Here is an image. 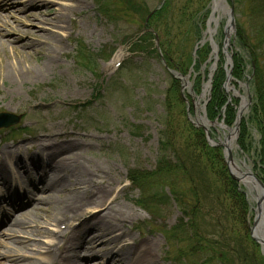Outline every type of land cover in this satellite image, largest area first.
<instances>
[{"label": "rangeland", "instance_id": "1", "mask_svg": "<svg viewBox=\"0 0 264 264\" xmlns=\"http://www.w3.org/2000/svg\"><path fill=\"white\" fill-rule=\"evenodd\" d=\"M4 1L5 4L16 2L12 5L14 7L5 8L1 13L9 15L10 24L18 28L23 26L17 25L16 18L41 11L51 13L56 10L53 7H58L59 2L65 8L63 24L54 29L59 35L57 37L45 35L41 28L50 27L40 25L38 21L25 27L33 31L30 36L21 39L17 33L2 36L3 40L17 39L15 43L8 44L6 50L0 47V113L20 116L21 122L15 127L0 129V152L5 148L14 150L12 162L5 161L8 158L5 157L4 160L0 153V242L10 240L5 234L9 232L12 221L19 215L30 212L39 215V223L28 228L35 236H32L33 239L27 235L17 238L24 245H40L37 250L28 251V259L38 264H47L50 255L60 253V245L64 249L62 255L66 254L69 258L64 264H123L115 262L112 256L124 242L132 247L136 243L131 254L139 253L134 255V261L140 255L138 246H142L144 250L150 245L153 252L150 262H156L153 264H228L222 261L220 248L213 247L210 243L193 246L196 244L188 241V225L191 222H188L183 212L190 206L188 211L192 215L194 202L198 203L201 210L196 216L193 215L196 217L197 230L203 235L213 233L214 230L210 227L214 221L210 220L208 210L217 208V201L206 197L201 181L198 180L200 176L196 173L191 175L195 185L190 188L195 190L197 197L193 194L187 197L188 193L183 188L187 197L184 199L186 207L183 203L178 205L175 202L169 186L162 187L160 182L155 181L147 191H150L149 195L156 199L158 205L156 208L153 206L146 209L139 205V201L145 196L129 180V175L131 170H156L162 156L160 132L163 130V120L171 123L175 134L174 148L180 150L178 155L184 158L186 141L192 136L185 130L191 123L187 116L186 100L191 106L192 122L201 123L198 117L203 115L204 103L210 95V89H206L209 82L206 76L212 73L215 76L220 68L225 71L223 87L229 103L236 105V110L245 106L242 120L248 126V147L246 151L242 150L238 144L239 134L229 133L225 128L208 123L211 139L218 144L229 137L233 162L244 172L250 169L253 173H260L255 161L261 151L264 133L259 129L255 118L256 105L261 98L259 78L264 76V17L252 11L251 0H224V7L216 15L218 23L213 35V41L219 49L217 59L214 60L211 47L199 72L194 71V62L189 64L188 61L190 56L195 61L196 46L203 38L208 40L209 37L207 34L198 37L193 25L194 19L201 15L198 0L193 7L196 16L177 24L178 29L173 30L168 38L174 39L173 57L176 60L186 57L187 60L188 72L184 74V82L179 83L180 94L172 85L171 75L154 53H130L132 43L140 35L145 20L142 21L143 15L138 10L131 9L125 0H50L53 6L34 0V6H28L27 3L26 8H23V4L27 0L2 2ZM146 1L150 9L158 8L161 2ZM181 2L183 0H178V5ZM212 5L213 0L207 7L210 12ZM16 8L22 10L15 12ZM103 8L107 11L104 12ZM230 9L234 11L235 25L234 30H231L227 54H223ZM212 27L214 29L216 25L213 24ZM26 43L31 44L24 47ZM153 44L155 46V41ZM206 44L208 42L200 46V49ZM48 46L53 48L54 60L52 59L51 65L47 63L45 55ZM119 51L123 53V58L115 67L112 62ZM236 63L240 64L239 70ZM120 65L123 66L121 70ZM213 65L216 67L214 71ZM14 67L21 70L23 79L16 78V74H6V70L13 71ZM228 71H231V80L226 88ZM198 75L202 76V82L196 87ZM183 83H186L184 88ZM260 103L262 104L261 100ZM217 121L222 122L220 119ZM60 146L65 149H58ZM47 147L53 159L45 155L48 154L47 151H42ZM215 149L216 152L211 153L210 157L201 153L198 148L194 151L197 156H203L202 167L213 189L216 191L217 187L222 190L224 210L233 213L225 222L222 218L221 221L229 233L232 231L235 237L248 241L244 246L245 253L249 257L255 253L259 259L261 256L263 259L258 264H264L261 245H252L250 241L255 213L252 211V214L249 212L242 215L237 210L238 202L235 203L229 194L224 193L220 183L222 181L216 172L221 168L220 157H223V166H226L225 152L222 147ZM16 151L19 157L15 156ZM163 156L171 159L174 156L171 148L163 152ZM35 158L38 162H35ZM50 159L64 163L68 176L56 182L55 188L43 189L44 182H49L52 175L43 177V182L38 164L45 168ZM13 174L16 180L12 178ZM75 180L86 182L88 190L76 194ZM53 193V206L68 205L67 209H62V213L68 212L72 226L77 227L84 222V227L89 232L87 243L80 244L77 248L72 242L77 229L69 228L66 221L60 222L58 227L50 221L49 209L46 208L49 205L47 199ZM254 196L252 193L247 198L250 206L255 207ZM14 198L19 199L15 209L12 206L16 203ZM75 213L82 216L78 220H72ZM215 215L212 216L214 220L218 219ZM239 216L240 220H247L249 236L243 231L242 223H237ZM30 218L33 219V215ZM60 218L62 217L58 216L57 219ZM116 224L119 227L116 228ZM182 224L186 225L182 228L184 235L179 230ZM99 228H110L118 243L111 247L98 245L89 255L84 247H88L92 238L100 236ZM43 230L50 232L49 235L36 236L37 232ZM120 234L124 238L118 237ZM22 253L17 252L19 255ZM0 263L8 264L6 259H0ZM242 264L254 263L243 261Z\"/></svg>", "mask_w": 264, "mask_h": 264}, {"label": "trees", "instance_id": "2", "mask_svg": "<svg viewBox=\"0 0 264 264\" xmlns=\"http://www.w3.org/2000/svg\"><path fill=\"white\" fill-rule=\"evenodd\" d=\"M125 1L131 9H136L143 15L141 18L142 21L145 20L144 23L146 22V19L150 16L148 24H144L143 28L141 29L140 35L137 36L138 38L136 37L137 39L134 43H132L130 53H154V55L160 58L163 67L167 70L168 73L170 71H175L182 75L186 74V72H188L186 68V57L185 59L181 60L180 58H177L176 60L173 57L174 39H169L168 37L171 35V32L173 30L178 29L176 27L177 24H181L187 20H191L196 16L193 10L194 5L196 4V0H183V2L179 3V5L177 3L178 0H161L160 4L158 5V8L154 9H150L148 7L146 0ZM198 1V4H200L201 15L198 19H194L193 25L197 36L202 37L203 31L206 29L207 18L210 14V11L209 9H207V7L211 3V0ZM251 4L252 11L254 13H257V15L264 17V0H251ZM103 11L105 12L107 10L103 8ZM147 29H152L153 32L148 31ZM155 34L159 37V40L161 39V53L156 48H153L155 47L153 44V41H155L156 39ZM210 52L211 47L209 46V44H206L202 49H199L197 51V59L195 60V65L193 66L195 72H199L201 70L202 65L207 59V55H209ZM188 61L189 64H192L194 62L193 57L190 56ZM236 66L237 70H239L240 64L236 63ZM224 75V68H220V70L214 76L211 99L207 105V117L211 121L220 117V120L224 119L225 124L232 126L236 120L237 110L236 105L228 103V97L223 87V81L225 78ZM201 79L202 76L198 75V77L196 78V87H199L201 85ZM179 83L180 82L177 79L172 77V85L174 88L177 89L178 93L180 94ZM180 96L179 99L182 101V97ZM259 96L261 98L258 100L256 105L257 114L255 120L258 124L259 129H261V131L264 133V118L262 117V115H264V76L262 75L259 78ZM260 100L263 105L260 103ZM161 124L163 126V130L160 132V151L162 152V156L158 160L156 170L149 172L145 170L141 172H135L131 170L129 175V180L138 190L141 191L142 195L145 196L141 198V201H139V205L143 206L146 209L148 207L152 208L153 206L155 208L157 207L158 202L155 198H153L152 195H149L150 191L147 190H149V188L153 186L155 181H158L161 183L162 187H170L171 196L172 198H174L175 202L178 205L183 203V205L186 207L187 204L184 201L185 198H187L191 194H193L194 197H197V193L195 192V190L193 188H190L191 185H195V181H193L191 175L193 173H196L198 176H200L198 177V180L201 181L200 183L202 185L203 190L206 192V197L211 198L210 200H216L218 206H216L217 208H211L210 210H208V216L210 217V220L214 221L213 224H210V227L214 228V230L213 233H207L205 235H203L202 232H199L197 230V225L195 224L196 217H193V215L196 216L198 213L201 212V210H199L198 208L199 206H197L198 203H193V206L191 208L193 212L192 215H190L188 211L190 209V206H187L188 209L184 210L183 215L185 218H188V222H191V224L188 225V229L190 230V239L188 241L191 244H196L193 246L210 243V245H212L213 247L220 248L222 250L221 253L223 254V257L221 259L222 261L228 264H242L243 261H250L254 264H258L260 262V259H263L261 256L259 259L254 253L253 256L249 257V255H247V253H245L244 251L245 243H247L248 241L244 240L245 238L243 239L241 237H235L234 235H232V231H230L229 233L224 228L223 221L227 220L231 215H233V213H231V211L226 212L224 210V206L222 205L223 201L221 200L222 190L218 189L217 187L216 191L213 189L212 184L206 176L205 169L202 167V164H204L202 159L203 156H197L194 151L196 148H198L201 153L208 154V157L211 156V153L216 152V149L208 144L203 130L195 127L194 125H192V123L185 127V130L192 136L188 137V140L186 141L187 144L185 146L186 152L184 150V159L183 157L178 155V151L180 150L177 151L174 148L175 140H173V137H175V134L173 132L171 123L169 121L163 120ZM247 133V123L246 121L242 120L238 144L240 145L243 151H246L248 147L246 143ZM169 148H171L172 154L174 155L171 159H169L167 156H163V152H165ZM214 156L215 154L212 155V157ZM257 158L258 159L255 162L257 163V169L260 170L258 176L264 183V137L262 141L261 151L259 152ZM222 159L223 157L219 158V161L221 160L219 162L221 168L219 167V170L216 172V174L218 177H220V180L222 181L220 183L222 185L224 193L229 194V196L233 198L235 203L238 202L237 204H239V207L237 210L238 212L242 213V215H245L249 212L250 214H252L251 206L248 201L247 195L244 193L240 185L231 178L228 169L226 168V166H223ZM179 178L181 179V181H179ZM177 185L180 186L177 188ZM183 188L186 190V194L188 193L187 197H185V193H183ZM156 195L157 194H154V196ZM214 214H216L215 216L218 219H212V216ZM241 216L238 217L237 223H242V225L244 226L243 231H245V233H247V236H249L247 231L248 222L245 219L240 220ZM221 218L223 219V221H221ZM184 226L186 227V225L182 224L179 227V230L182 232L181 235H184L185 233V231H182V228ZM250 241L252 242V245H256L251 238Z\"/></svg>", "mask_w": 264, "mask_h": 264}, {"label": "bare ground", "instance_id": "3", "mask_svg": "<svg viewBox=\"0 0 264 264\" xmlns=\"http://www.w3.org/2000/svg\"><path fill=\"white\" fill-rule=\"evenodd\" d=\"M3 0H0V31H4V32H1L0 33V47L2 49H7V45L8 44H11V43H15L16 42V39L17 38H14L13 40H3L2 39V36L4 37V35H7V34H10V33H17L20 37L19 39H21V37H25V36H30L33 31L31 30H28L26 29L25 27H29V25H33V22L34 21H38V24H42L43 26H46V27H50V28H45V27H42L41 29L44 31L45 35L47 36H51V37H57L59 36L57 32L54 31V29H58L59 27H61V25L63 24V11H64V8H65V5L62 4L61 2L57 3L58 4V7H53V8H56V10L52 11L51 13L47 12V11H41V12H38V13H30L24 17H19V18H16L15 21L17 23V25H22L23 28H18L17 26H13L12 24H10V21H9V15H3L1 12H4V9L5 8H11V7H14L12 5H14V3L16 2H13V3H6L5 4V1L2 2ZM58 1H72V0H58ZM37 2H41L42 4H45V5H50V6H53V2H51L50 0H38ZM27 3H28V6H34V0H27V2H24L23 4V8H26L27 7ZM4 6V8H3ZM70 5H68L69 7ZM222 7H224V1L223 0H214L213 2V5H212V19L210 21V33L209 34H212L213 32V35L214 33L216 32V28H217V23H218V19L216 18V15L222 10ZM22 8H16L14 9L15 12H19L21 11ZM50 15H52V17H50ZM215 24L216 27L213 29L212 25ZM24 29V30H23ZM212 35V36H213ZM31 43H26L24 45V47H28ZM32 47H34V45H32ZM53 48H50L48 46L47 50H46V57H47V63L49 65H51L53 63L52 61V51ZM123 58V53L121 51H119L116 55H115V58L112 62V65H114L115 67H117V65L119 64V62L122 60ZM54 60V59H53ZM6 74L8 76L10 75H13V74H16V78L18 79H23L22 78V72L21 70L18 69V67H14L13 71L12 70H6L5 71ZM207 126V125H206ZM45 150L42 149V151H47L48 154H45L47 157H52L53 159V155L50 154V149L47 148H44ZM58 149H61L62 151L65 149V147L63 146H60ZM0 153H2V155L4 156V160H5V157L8 158V160H5V161H13V158H14V150H8L7 148L3 149ZM17 155V157H19L17 151L15 152ZM37 154V153H36ZM41 155L44 154V153H40ZM52 159H50V162L49 164L45 167V168H42L41 165L39 166L38 164V168L40 167V175L42 176V181L45 179L43 177H47L48 174L52 175V177L49 179V182L45 183L44 181V185H43V189L46 188V187H49V188H55L54 184L60 180H62L63 177H66L68 176L67 175V168L65 166V164L61 163V161H58V162H53ZM35 162H38L37 159L35 158ZM237 166V165H236ZM5 167V166H4ZM232 168L234 169V167L232 166ZM7 169V168H6ZM5 170V169H4ZM251 170L248 169L247 170V173L250 172ZM9 173V170H6V173ZM11 173V172H10ZM35 175V174H33ZM11 176V175H10ZM4 177H5V171H4ZM15 179V176L13 174V177ZM5 180H7V178H4ZM16 180V179H15ZM75 183V193L78 194L79 191L81 192H86V190H88V187L87 186V183L82 181H77L76 180L74 181ZM242 186H246L248 188H251L253 190V188L256 189V187L254 186V184L251 183V180L250 179H245L242 183ZM254 192V191H252ZM54 193L53 194H50L49 195V199H47L49 201V205L46 209H49V213H50V221H52L54 224H56V226L58 227L60 222L62 221H66L68 222L69 224V228H73L74 226H72L71 224V219L70 217L68 216V212H65V213H62V209H67L68 208V205H64V204H61L58 206H53V202H52V198L54 197ZM14 202H16L14 205L12 204L13 208L14 207H18V204L17 203L19 201V199L17 198H14L13 199ZM47 200H42V201H47ZM64 205V206H63ZM15 209V208H14ZM262 212H261V216H260V219H259V226L257 228V235L261 238L264 239V204L262 205ZM72 211V210H71ZM67 213V214H66ZM30 215H33V219L30 218ZM74 216H72V220H75L78 218H80L82 216V214H79V213H75L73 214ZM58 216H61L62 218L60 219H57ZM38 217L39 215L37 213H23L21 215L18 216L17 219H14L12 221V224L10 229H8V233H6V237L7 239H10L9 241H2L0 242V246L2 247V249L0 250V259H6V262L8 264H38V262H35V261H31L29 260V250H37L40 245L39 244H36L34 246H29V245H24L22 244L23 241L18 239L17 237L19 236H25L27 235V237H32V236H35L32 232V230H29L28 228L29 227H32L33 224H38L39 223V220H38ZM57 217V218H56ZM85 224L84 222H82L81 224H79L77 227H74L76 228V233H75V237L74 239L72 240L73 242V245L76 246L77 248L79 247V245H83L85 243H87V235H88V230L84 227ZM119 227L118 224H116V228ZM94 228V227H93ZM82 229V230H80ZM99 233H100V236H98V238H92L90 240V242H88V247H84V251L86 253H89V255H91L92 251L98 246V245H103V246H108V247H111L113 244H116L118 243V239L117 237H115L113 234H112V231L110 228H106V229H101L99 228ZM50 232H47L46 230H43V231H40V232H37V235L36 236H40V237H43L44 235H49ZM118 237H123V234H120ZM33 239V237L31 238ZM136 246V243H134L133 247ZM133 247L132 245L130 244H127L124 242L123 245L120 246V248L118 249V251H116V254L113 257L114 261H119L120 263H123V264H153L151 263V259H152V256H153V252H152V249H150V245L148 247H145L144 250L142 249L143 247L142 246H138V248H140V255L136 258V261H134V255L138 254L139 252H135L133 254L132 251H133ZM113 249H114V246H113ZM59 250H60V253H57V254H53V255H50V261H48L47 264H64L65 261L68 258V255H62L63 253V247L62 245H60L59 247ZM263 250H264V246H263ZM23 252L22 255H19L17 254V252ZM129 256V258H128ZM78 257V256H76ZM103 257H106L105 255ZM133 258V259H132ZM139 260V261H137ZM156 263V262H155ZM0 264H3V263H0ZM77 264V263H76Z\"/></svg>", "mask_w": 264, "mask_h": 264}, {"label": "water", "instance_id": "4", "mask_svg": "<svg viewBox=\"0 0 264 264\" xmlns=\"http://www.w3.org/2000/svg\"><path fill=\"white\" fill-rule=\"evenodd\" d=\"M228 16H229V21H228V25L226 26V29H225V41H224V46H223V51L226 54H227V48L229 47V39L231 36V30H234V25H235L234 24V11H233V9L229 10ZM211 19H212V14H211V16L208 20V23H207V32L208 33H210L209 27H210ZM209 40H210L211 45H212V49H213V53L215 55V59H217L218 46L215 45V43H213V40L211 37L209 38ZM215 68L216 67L214 66L212 71H214ZM175 77L180 79L181 81H183V77L181 75L176 74ZM211 79H212V75L210 76V80H209L208 84L206 85V88L211 89V83H212ZM230 80H231V71H228L226 88H227ZM185 86H186V83H183V88ZM244 108H245V106H241L239 108V111L237 113V119H236L235 127L234 128H227L229 133H233V132H235L236 134L239 133L240 122H241V119L243 116ZM203 110H204V108H203ZM198 119L201 121V123L199 122L196 125L204 128L209 143L211 145H214V143L212 142V140L210 138L209 130L204 125V123H208V120H207L206 114H205V110L203 111V116L200 115L198 117ZM20 122H21L20 116H16V115L9 114V113H0V129L14 127V126L18 125ZM216 124L220 128H225V126L222 123L221 124H218L217 122L211 123V125H216ZM218 146L223 147L225 150L226 164H227V167H228V170H229L231 177L239 183H242L245 179L248 178L251 180V183L254 184V186L256 187V189L253 188V190L251 188L247 187L250 195L252 194V191H254L253 193H255V196L253 199H254V202L256 205V207L253 208V210L255 212V217H254L253 226L251 228V237L256 243H258L262 246V251L264 253V250H263L264 239L257 235V228L259 226V219H260L261 212H262L261 208H262V205L264 204V183L262 182V180L257 175H255L251 171L247 173V172L242 171L238 166H236V164L233 162V159H232V152L230 149L229 137H227L225 139V142H219ZM232 166L234 167V169L232 168Z\"/></svg>", "mask_w": 264, "mask_h": 264}]
</instances>
